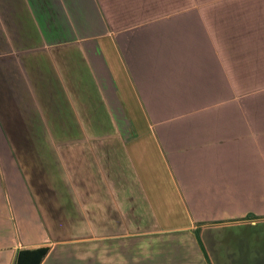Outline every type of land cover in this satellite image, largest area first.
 I'll list each match as a JSON object with an SVG mask.
<instances>
[{
    "label": "crops",
    "instance_id": "crops-1",
    "mask_svg": "<svg viewBox=\"0 0 264 264\" xmlns=\"http://www.w3.org/2000/svg\"><path fill=\"white\" fill-rule=\"evenodd\" d=\"M258 221L264 0H0V264H221Z\"/></svg>",
    "mask_w": 264,
    "mask_h": 264
},
{
    "label": "rangeland",
    "instance_id": "rangeland-1",
    "mask_svg": "<svg viewBox=\"0 0 264 264\" xmlns=\"http://www.w3.org/2000/svg\"><path fill=\"white\" fill-rule=\"evenodd\" d=\"M215 240L223 254L221 264H264V221L225 228Z\"/></svg>",
    "mask_w": 264,
    "mask_h": 264
},
{
    "label": "trees",
    "instance_id": "trees-1",
    "mask_svg": "<svg viewBox=\"0 0 264 264\" xmlns=\"http://www.w3.org/2000/svg\"><path fill=\"white\" fill-rule=\"evenodd\" d=\"M48 247H37L33 249H21L17 252L14 264H40Z\"/></svg>",
    "mask_w": 264,
    "mask_h": 264
}]
</instances>
